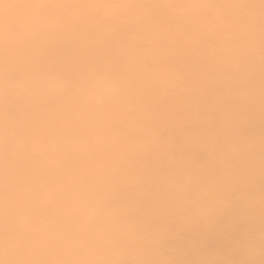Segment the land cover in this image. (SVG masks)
<instances>
[{
	"label": "clouds",
	"instance_id": "1",
	"mask_svg": "<svg viewBox=\"0 0 264 264\" xmlns=\"http://www.w3.org/2000/svg\"><path fill=\"white\" fill-rule=\"evenodd\" d=\"M0 264H264V0H0Z\"/></svg>",
	"mask_w": 264,
	"mask_h": 264
}]
</instances>
